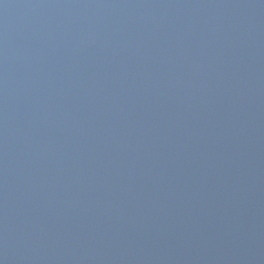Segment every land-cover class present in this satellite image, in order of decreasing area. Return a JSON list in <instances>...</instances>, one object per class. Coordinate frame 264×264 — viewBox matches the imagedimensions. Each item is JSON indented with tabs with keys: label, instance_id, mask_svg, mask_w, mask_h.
I'll return each instance as SVG.
<instances>
[{
	"label": "water",
	"instance_id": "obj_1",
	"mask_svg": "<svg viewBox=\"0 0 264 264\" xmlns=\"http://www.w3.org/2000/svg\"><path fill=\"white\" fill-rule=\"evenodd\" d=\"M0 264H264V0H0Z\"/></svg>",
	"mask_w": 264,
	"mask_h": 264
}]
</instances>
